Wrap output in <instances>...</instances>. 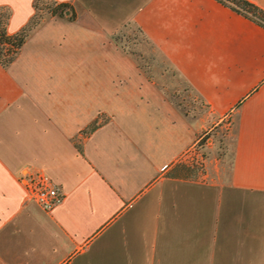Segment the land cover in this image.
<instances>
[{"label": "crops", "instance_id": "obj_1", "mask_svg": "<svg viewBox=\"0 0 264 264\" xmlns=\"http://www.w3.org/2000/svg\"><path fill=\"white\" fill-rule=\"evenodd\" d=\"M35 1L0 0L9 32ZM52 1L0 62V264H264V25L219 0ZM129 24L205 111L186 112L115 40ZM210 124L234 128L227 173L186 153ZM25 171L63 200L27 198Z\"/></svg>", "mask_w": 264, "mask_h": 264}, {"label": "rangeland", "instance_id": "obj_2", "mask_svg": "<svg viewBox=\"0 0 264 264\" xmlns=\"http://www.w3.org/2000/svg\"><path fill=\"white\" fill-rule=\"evenodd\" d=\"M54 6L55 3L52 0H37V18L41 21L47 17ZM114 38L138 59L141 68L175 103L190 114L205 111L203 100L139 28L131 24L123 26L115 32ZM211 125L201 132L200 135H204L197 142L198 146L196 145L195 152L192 151L189 158L195 170H204V158H208L213 160V166H218L227 173L234 143V128L231 125L229 127ZM206 139L209 141L206 142Z\"/></svg>", "mask_w": 264, "mask_h": 264}, {"label": "trees", "instance_id": "obj_3", "mask_svg": "<svg viewBox=\"0 0 264 264\" xmlns=\"http://www.w3.org/2000/svg\"><path fill=\"white\" fill-rule=\"evenodd\" d=\"M222 3L230 6L232 9L244 14L245 16L264 25V8L254 3L251 0H219ZM35 13L29 20L15 32H9L7 24L11 15V10L7 6H0V62L3 65H8L16 56L20 47L24 43L29 32L40 22L36 16V1ZM62 4H55L51 9L52 12L57 11ZM187 112V111H186ZM97 125L93 122L89 128L92 129ZM80 148V147H79Z\"/></svg>", "mask_w": 264, "mask_h": 264}, {"label": "built area", "instance_id": "obj_4", "mask_svg": "<svg viewBox=\"0 0 264 264\" xmlns=\"http://www.w3.org/2000/svg\"><path fill=\"white\" fill-rule=\"evenodd\" d=\"M203 135L199 136L198 141L201 140ZM207 141L209 139H206ZM196 148V146L190 148L186 153L190 154L192 151L195 152ZM19 179L25 188L27 198L34 200L45 211H51L64 198L61 185L43 171H25Z\"/></svg>", "mask_w": 264, "mask_h": 264}]
</instances>
